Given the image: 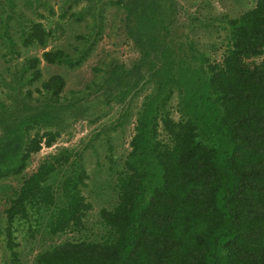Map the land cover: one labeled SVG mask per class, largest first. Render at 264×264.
Returning <instances> with one entry per match:
<instances>
[{
  "label": "trees",
  "instance_id": "1",
  "mask_svg": "<svg viewBox=\"0 0 264 264\" xmlns=\"http://www.w3.org/2000/svg\"><path fill=\"white\" fill-rule=\"evenodd\" d=\"M106 4L124 13L125 38L140 57L131 66L113 59L105 78L92 79L86 90H70L69 99L63 94L66 75L43 78L41 63L80 66L103 33ZM176 5L177 0H62L60 19L92 20L90 33L75 35L74 55L47 49L63 32L59 21L39 11L55 15L49 0H0L3 55L20 56L18 44L42 50L2 80L13 92L10 106L0 100V180L22 175L32 157L52 147L75 121H98L101 115L91 118L87 105L98 91L104 105H125L88 146L95 149L93 141L102 135L133 125L129 149L118 158L105 142L107 173L114 177L94 179L104 202L98 231L88 224L94 205L82 193L90 178L82 152L57 147L12 188L4 209L9 264H26L14 228L20 221L28 223L31 238L40 234L31 264H264V0L236 16L206 17V31H224L220 61L198 51L188 35V43L173 38ZM150 83L152 90L130 109ZM34 84L43 99L32 97ZM67 164L74 172L55 189L51 180Z\"/></svg>",
  "mask_w": 264,
  "mask_h": 264
},
{
  "label": "rangeland",
  "instance_id": "2",
  "mask_svg": "<svg viewBox=\"0 0 264 264\" xmlns=\"http://www.w3.org/2000/svg\"><path fill=\"white\" fill-rule=\"evenodd\" d=\"M61 1L62 0H49L50 4L55 10L54 16H49V13L46 9H39L40 12L50 17L51 22L54 23L55 21H59V23L63 26V32H57L59 38L51 41L47 49L50 47H61L66 51L76 55L77 52L74 50L73 46L78 44L79 41L75 35L81 33L87 35L90 33V28L87 26L91 24L92 20L89 16H87L80 23L73 22L72 18L69 16L60 19L59 14L61 13ZM177 2L178 5H176L174 10L175 22L173 23L174 26L171 31L173 38L176 40H184V42L188 43V41H186V36L188 35L190 38L194 39L193 42L198 51H206L211 59L220 61L223 54V44L221 38L224 34V31L221 30L218 33H215L214 30L206 31V17H209L210 15H219L220 17L225 13L229 14L230 16H236L248 7H251L255 0H177ZM84 4H86L85 1H83L76 10H79L82 6H84ZM103 15V33L97 40L94 49L89 52L86 59L80 66L70 69L65 65H46L44 61L41 63V67L44 72L43 78H47L54 72H59L66 75L68 83L63 94L69 99L72 97L70 90H86V84L90 83L92 79L95 78L97 80L99 79L100 81L101 79L105 78L111 69L110 63L113 61V59L116 58L120 62L125 63L127 66H131V63L134 60H138L140 57L139 51L136 49V45H134L133 41L129 39L127 40L125 38V33L122 29V18L124 17V13L117 9L115 5L106 4ZM194 19L198 20L194 21ZM44 21L45 23H48L46 20ZM82 45L83 43L80 42V46ZM18 46L19 50L21 51L20 56L17 54H7V56H4L3 53L6 52V49L0 46V100H2L8 106L12 104L9 94L13 92V89L6 87L2 80L6 79L9 81L12 77V73L17 69H20L21 62L26 56H31L34 54L40 55L42 51L41 49L37 48L23 49L20 47V44H18ZM98 67L101 69V71L95 70V68ZM30 87L32 89V97L43 99V93H38V91L35 89V87H37L35 84L31 85ZM27 88H29V86L26 85L23 92L27 90ZM152 88L153 84L150 83L144 90L140 91L137 95L138 97H136L135 100L130 104V109L135 111L137 106L140 105L141 101L143 100L144 95L151 91ZM103 98V92L98 91L90 96L88 100L89 104H87L92 109V111H89L91 118H93L95 115H101V118L98 121L90 122V119L88 118H82L75 121L72 126H70L65 131H62L61 136L52 147H42L41 151L32 157L28 168L23 172L22 175L0 180V264H9L7 262L8 252L5 251L4 247L6 240L4 233V227L6 224L4 209L8 205V201L5 200V197L6 195H10L12 193V188H17L20 185L22 178L26 177L36 169L38 162L45 154L54 153L59 146L74 149L77 151V153H83L81 162L85 165L90 178L86 181L87 186L82 188V193L94 205V209L89 212L88 215V224L89 226H92L94 231H98L99 224L97 223L96 225L98 212L104 202L102 203V199L97 197L96 185L98 182H95L94 179L105 183L114 177V173H107V166L109 163L106 159V155L110 154V151L106 149L107 147L105 146V142H108L106 140L108 138L111 144L114 146L112 151L113 156L115 159L118 158L122 152L126 153L129 149L128 141L132 135L133 126L132 124H126L123 130L118 128L117 130L111 131L108 136L102 135L104 136L103 138H101V136L99 139L93 141L95 149L94 147L88 146L86 143L89 142L92 134L98 130L103 123H108L109 121L115 119L121 112V106L124 107L125 105L118 104L112 100L110 105H104L100 102V100ZM177 101V96L175 94L172 99L173 106ZM91 104L94 106H91ZM134 117L135 116L133 115L132 118ZM96 161L101 163L100 166ZM97 167L102 170L105 169V171H103L102 174H99ZM73 168H75L74 165L71 166L70 164H67L57 169L56 175L51 180L54 185H56L55 189H57V184L61 183L63 179L73 174ZM109 193V195H113L111 190H109ZM47 219L48 217L45 218L46 221ZM14 228H16V241L20 243L18 250L23 255L26 264H31L30 260L35 254V250H38L36 249V246L40 244V234L36 235L35 238H31L28 232V223L26 222H16L14 224ZM69 235L70 234L62 235L57 238L56 241H62L65 237H69ZM31 248H34L35 250L30 251ZM27 252H30L31 254L27 255Z\"/></svg>",
  "mask_w": 264,
  "mask_h": 264
}]
</instances>
